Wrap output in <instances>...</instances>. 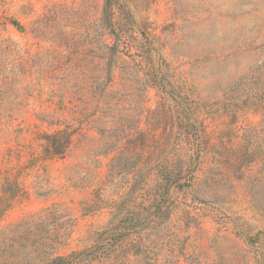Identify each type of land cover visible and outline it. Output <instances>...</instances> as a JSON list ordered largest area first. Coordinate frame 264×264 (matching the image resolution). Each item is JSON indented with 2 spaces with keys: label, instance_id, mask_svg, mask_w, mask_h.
Here are the masks:
<instances>
[{
  "label": "rangeland",
  "instance_id": "rangeland-1",
  "mask_svg": "<svg viewBox=\"0 0 264 264\" xmlns=\"http://www.w3.org/2000/svg\"><path fill=\"white\" fill-rule=\"evenodd\" d=\"M122 3L135 24L102 78L133 136L71 122L42 158L52 82L112 43L103 0H0V262L264 264V0Z\"/></svg>",
  "mask_w": 264,
  "mask_h": 264
},
{
  "label": "trees",
  "instance_id": "trees-1",
  "mask_svg": "<svg viewBox=\"0 0 264 264\" xmlns=\"http://www.w3.org/2000/svg\"><path fill=\"white\" fill-rule=\"evenodd\" d=\"M103 13L100 18L104 32L109 33L112 39V43H103L101 46L105 48L106 51L102 52V58L105 59L103 64L80 66L73 65L63 68L62 76L58 77V80L52 82V88L50 90V96L55 98V104L57 105V110H55L49 118H45L51 125H56L49 133H42V143L40 145L41 152L39 157L49 158V157H63L67 153L70 136L68 129L70 128L71 122L78 125H86L89 127H95L97 123L102 121L103 118H110L111 125L108 128H101L103 133L111 134L114 141H119L120 139H129L133 136L134 132L128 127H118L112 122L115 118L117 112L119 113L117 107L121 100V97L116 93H111L108 90V81L102 77L112 73V69L118 64L116 55L120 46L123 45L122 38L125 32H132V26L135 24V19L131 14H129V9L123 7L122 0H103ZM119 12V14H128L127 17L123 18L120 22H116L114 14ZM141 36L147 40V36L144 31H139ZM92 43V42H91ZM93 51V50H92ZM91 52V50H89ZM95 52V50H94ZM59 71L62 67L59 66ZM94 72H98L100 77H95ZM57 86V88H56ZM103 102L109 107L104 108L105 112L102 110ZM117 111L113 113L112 111ZM109 113L110 116H109ZM64 124L63 127L61 125ZM115 125V127H114ZM131 156L129 149L126 151L119 152L115 160L126 159V157ZM112 172V170H111ZM261 182V178H256ZM167 181V180H165ZM253 193V201L254 198ZM54 207V206H53ZM45 233L51 232L45 229ZM59 244L57 240L52 237L43 236L41 241L40 252L43 254L49 253V251ZM81 252H73L67 256H55L50 258L45 264H75V261L79 259ZM0 264H5L0 262Z\"/></svg>",
  "mask_w": 264,
  "mask_h": 264
}]
</instances>
